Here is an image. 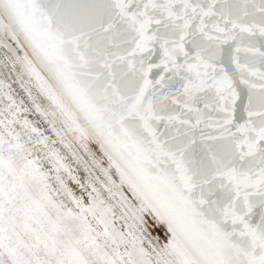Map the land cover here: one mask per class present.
Here are the masks:
<instances>
[{
	"label": "snow or ice",
	"instance_id": "6c2138e0",
	"mask_svg": "<svg viewBox=\"0 0 264 264\" xmlns=\"http://www.w3.org/2000/svg\"><path fill=\"white\" fill-rule=\"evenodd\" d=\"M0 264H264V0H0Z\"/></svg>",
	"mask_w": 264,
	"mask_h": 264
}]
</instances>
